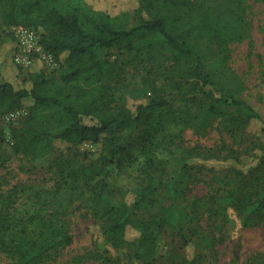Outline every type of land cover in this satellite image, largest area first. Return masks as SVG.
Here are the masks:
<instances>
[{"label":"rangeland","instance_id":"374dc122","mask_svg":"<svg viewBox=\"0 0 264 264\" xmlns=\"http://www.w3.org/2000/svg\"><path fill=\"white\" fill-rule=\"evenodd\" d=\"M80 1L118 19L117 23L126 29L142 23L137 14L141 9L139 0ZM184 1L177 5L180 16L185 14L186 24L196 23L200 12L205 11L218 30L216 35L200 34L193 28L191 32L196 48L203 55L204 71L214 86L204 91L196 88L188 70L189 63L175 62L167 44L153 35L137 38L132 50L114 46L96 51L97 59L107 62L112 71L111 81L95 91L102 102L96 113L108 117L133 111L137 104H148L152 99H168L167 106L145 117L135 129L130 125H112L100 133L98 143L73 145L59 139L53 143L51 154L33 159L15 152L13 137V130L23 125L33 111L30 102L25 100L7 110L8 102L1 97L0 87V211L2 205L11 204L10 212L23 216V222L38 212L55 214L59 219L57 226L65 227L74 242L66 249L54 251L51 264H180L182 243L171 228L162 231L155 259L145 263L131 257L124 248H113L102 238L96 213L107 201L117 203L126 191L144 184L147 172L163 180L176 176L188 153L208 159L202 173L199 167L202 164L192 171L199 180L191 178L188 188L183 186L179 191L180 204L188 205L191 213L187 228L192 233L196 231L198 264H264V226L243 227L234 211H229L227 222L218 220L215 224L210 219L207 223L200 221L201 215L197 218L193 214L197 209L193 207L196 200L206 202L202 197L211 191V186L203 182L213 177L208 171L216 166L213 155H217V161L228 162L226 165L238 158V164L245 166L255 161L258 153L252 155L247 150V142L233 136L221 117L206 114L204 107L212 102L210 90L221 89L243 99L264 120V0ZM152 2L157 7L156 13L161 2ZM175 10L171 7L172 12ZM143 15L146 20L152 18L150 13ZM7 32L13 33V28H5L0 23V82L9 80L20 86L28 73L39 72L43 66L39 61L28 69L16 66L12 58L15 46L5 35ZM43 33L40 29L41 37ZM8 46H12L10 52L5 50ZM13 66L18 67V72L13 71ZM151 125L159 127L157 133L151 140H143L142 131ZM260 127L261 124L253 121L245 127V132L238 130L237 133L243 137L247 133L246 138L250 135L264 142ZM112 136L120 137L122 149L113 163L97 175L102 141ZM96 192L102 194L95 197ZM153 198L158 208L169 203L164 192L154 194ZM94 199L100 201L94 203ZM125 200L132 204L131 196H125ZM137 236L129 227L127 239ZM104 257L109 261L104 262ZM13 262L0 251V264Z\"/></svg>","mask_w":264,"mask_h":264},{"label":"trees","instance_id":"16d2710c","mask_svg":"<svg viewBox=\"0 0 264 264\" xmlns=\"http://www.w3.org/2000/svg\"><path fill=\"white\" fill-rule=\"evenodd\" d=\"M139 2L141 9L137 14L142 23L126 29L117 23L118 19L84 6L80 0H0L1 26L43 29L41 45L60 65L56 71L43 68L39 72L28 73V78L21 84L29 83L28 86H18L9 80L0 82L1 97L8 102L7 110L25 100L30 102L33 110L28 120L13 130L16 153L40 159L51 154L53 143L59 139L73 145L98 143L100 133L112 125H130L135 129L145 117L154 115L169 104L168 99L161 97L152 99L148 104H137L133 111L117 115L102 117L96 113L102 102L95 91L112 78L107 62L96 57L99 49L119 46L132 50L137 38L153 35L167 44L175 62L184 60L189 63L188 70L196 88L204 91L214 86L204 71L203 55L191 37L192 28L200 34H218L210 15L200 12L196 23L186 24L185 14L180 16L179 9L184 0H160L161 7L156 13L157 7L152 0ZM171 7L176 9L175 12L171 11ZM144 13H150L152 18L146 20ZM5 35L15 46L14 34L7 32ZM12 69L17 71L18 67L13 66ZM54 76L58 79L54 80ZM209 96L213 99L204 107L205 113L220 116L233 136L247 142V150L252 155L258 153L255 161L245 166L238 164V158H233V164L226 165L228 162L217 161V155H213L216 166L208 170L213 177L203 182L211 186V191L202 197L206 202L196 200L193 207L197 209L193 214L197 218L201 215L200 221L207 223L210 219L215 224L218 220L227 222L229 211H234L243 227L264 226V142L259 137L255 139L248 135L246 138L247 133L244 137L237 133L238 130L245 132V127L256 121L261 124L260 134L264 135V120L243 99L221 89L210 90ZM223 108L229 110L224 111ZM158 129V126H149L147 131H142L141 138L151 140ZM121 149L118 136L102 141L97 175L113 163ZM205 161H208L206 157L188 153L176 176L163 180L147 172L144 184L126 191L117 203L107 201L96 213L102 238L113 248H124L131 257L150 263L155 259L162 231L171 228L182 243L180 264H198L200 256L196 248V231L192 233L187 228L191 213L188 205L180 204L179 191L183 186L188 188L191 178L199 180L192 171L202 164L199 166L202 173L207 167ZM218 166L225 168L218 169ZM159 192L166 194L169 203L158 208L153 195ZM98 193L95 197L102 194ZM125 196L132 197L131 205L126 202ZM99 201L93 200L94 203ZM2 206L0 251L11 257L13 264H51L54 251L66 249L74 242L65 227L57 226L59 219L54 213L38 212L23 222V216L10 212L11 204ZM129 227L138 233L133 240L126 237ZM107 261L109 258L104 257V262Z\"/></svg>","mask_w":264,"mask_h":264},{"label":"built area","instance_id":"2783aa9c","mask_svg":"<svg viewBox=\"0 0 264 264\" xmlns=\"http://www.w3.org/2000/svg\"><path fill=\"white\" fill-rule=\"evenodd\" d=\"M15 49L13 62L22 69H28L39 61L43 68L56 71L60 65L54 56L45 51L41 45L40 29L24 26L13 27Z\"/></svg>","mask_w":264,"mask_h":264},{"label":"crops","instance_id":"0c3cea01","mask_svg":"<svg viewBox=\"0 0 264 264\" xmlns=\"http://www.w3.org/2000/svg\"><path fill=\"white\" fill-rule=\"evenodd\" d=\"M11 44H13V42H12ZM13 45H14V44H13ZM11 47H12V46H8V47H7V49H5V50H9V52H10V50H11ZM3 50H4V49H3ZM12 50H13V51H12V55H13V52H14V47H13V49H12ZM1 54H2V52H1Z\"/></svg>","mask_w":264,"mask_h":264}]
</instances>
